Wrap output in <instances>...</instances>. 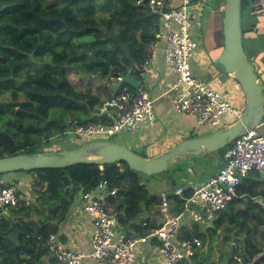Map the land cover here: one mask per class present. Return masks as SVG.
<instances>
[{"label": "trees", "instance_id": "trees-1", "mask_svg": "<svg viewBox=\"0 0 264 264\" xmlns=\"http://www.w3.org/2000/svg\"><path fill=\"white\" fill-rule=\"evenodd\" d=\"M136 1L88 0L87 8L79 9L69 0H0V96L9 95L0 101V158L47 152L44 148L52 139L71 134V126L107 122L97 115L111 97L104 82L116 80L134 64L141 69L145 47L155 37L152 27L156 29L157 17ZM261 1L241 0L242 34L249 14L260 13ZM117 39L134 64L120 60ZM72 70L88 79L82 90L68 77ZM95 79L99 82L93 86ZM229 147L219 155L223 157ZM24 172L35 175L38 204L25 205L17 192L16 206L5 213L0 210V264H43L49 255L47 237L57 233L76 197L101 181L116 190L110 201L116 204L115 217L122 230L140 215L142 204L151 209L160 203L125 162ZM5 186L8 183H0V188ZM175 187L172 181V191ZM189 194L188 189L184 197ZM175 197L179 207L182 200ZM254 197L264 200V176L258 171L242 178L236 198L214 223L227 232L224 242L235 245L230 264H264V206L251 202ZM146 220V228L156 227L151 218ZM132 225L134 235L145 232L142 225ZM211 237L210 229L201 232L198 225L178 236L202 243ZM196 257L181 264H195Z\"/></svg>", "mask_w": 264, "mask_h": 264}, {"label": "built area", "instance_id": "built-area-1", "mask_svg": "<svg viewBox=\"0 0 264 264\" xmlns=\"http://www.w3.org/2000/svg\"><path fill=\"white\" fill-rule=\"evenodd\" d=\"M194 0H137L136 5H145L158 19L157 27H152L154 41L162 42L159 48L164 56L165 68L176 75L172 88L176 94L172 100L173 108L178 113L192 116L199 125L207 124L211 128H221L228 117L238 120L242 113L224 93L210 84L196 79L190 67L198 51V42L192 38L191 9ZM154 41L145 47L143 65L149 64ZM141 78L143 73L141 72ZM120 77L117 78V82ZM130 87V86H129ZM122 84L118 92L103 102L98 109V116L107 122L74 125L70 131L76 137H112L129 133L142 124L152 127L156 124L153 102L142 89L137 91ZM67 133V131H66ZM224 163L217 171L209 173L203 182L194 186H180L174 195L182 202L179 207L171 205L167 196L160 198L158 212L161 224L146 228L141 235H128L116 221L107 207L106 198L115 194L114 188H108L105 181L95 188L80 195L82 211L89 216L92 231L89 237L91 252L89 257L103 264H135L141 247L145 244L157 246L164 264H181L195 255L201 246L197 238L179 239L178 232L183 223L211 225L227 210L231 200L237 196V188L251 171L264 175V112L259 124L236 137L224 153ZM190 194L184 197V192ZM15 185L0 188V210L5 213L15 207L18 201ZM53 264H82L85 254L78 248L65 249L50 234L45 240Z\"/></svg>", "mask_w": 264, "mask_h": 264}, {"label": "crops", "instance_id": "crops-1", "mask_svg": "<svg viewBox=\"0 0 264 264\" xmlns=\"http://www.w3.org/2000/svg\"><path fill=\"white\" fill-rule=\"evenodd\" d=\"M261 2L262 6L260 13L257 15L249 14L247 20L245 21V26L243 29L244 32L242 34V43L244 50H246L245 52H247L246 55L249 57V59H251L252 64L259 75L264 97V0ZM193 3L194 5H199H196L190 10L191 15L193 16L190 33L192 38L198 42V51L194 56V59L190 61L192 74L196 79L210 84V86H212L214 89L224 93V95L229 98L236 107H243L244 103L239 94V90L234 78L224 72V70L218 69V67L215 65V61L219 58L223 49L221 24L223 8L218 4H215V6L212 7L209 0H194ZM207 19L212 21V26L210 25V27H208L203 34L202 25L205 26ZM209 30H212V32L209 33ZM210 39H212V41ZM153 41L154 40H152V42ZM210 44L212 47L211 49H208ZM154 45V49L150 54L149 64L146 67L142 65L138 75H135V72L137 71L134 69V67L127 68V71L131 75L137 77V79L141 82L143 91L152 100H154L153 112L155 115L156 124L152 127L142 124L132 132L120 134L122 137L120 139L121 146H124L128 149L131 148L130 150L146 158L156 156L183 140L202 136L215 130L207 124L199 125L194 117L183 113H178L174 110L172 100L176 92L172 86L175 83L176 75L172 72H169L165 68L164 56L159 49L163 46V43L154 41ZM141 72L143 73L142 78L140 76ZM117 83V79L108 83L104 82V85L107 87L110 95L111 92L109 85H115ZM97 84L98 82H94L93 80V86ZM94 114L92 113L91 117H93ZM230 118L234 119L233 117ZM234 122H236V120L233 121V123ZM226 123L221 128L227 126ZM140 148H142L143 151L147 150L146 156L142 155L143 153L135 151L137 149L139 150ZM51 149L52 148H48V150ZM211 157V154L209 157L201 156L199 158L201 160L199 161L198 166L191 163L190 161L175 163L173 168H176V165L178 164L177 170L174 171L175 173L173 172L155 178L151 182V190H147L148 193L156 195L160 199L162 196H165L164 194L172 192V195L167 197L170 199L171 205H175L176 197L174 196V193L178 187H189L200 184L204 181L209 173L217 171V169L223 165L224 157L220 156V160L213 164ZM261 175L264 176L263 174ZM2 177H4L6 184L8 183V185L13 184L18 186L20 191L25 190L27 187H29V185H33V174L16 172L5 174ZM172 181H175L177 185L174 191H172ZM80 195L76 197L66 220L59 225L58 231L54 235H56L57 241L65 249L75 250L78 248L85 254L82 264H103L93 261L88 256L91 252L89 237L92 231V226L89 216H87L82 211ZM21 199H24V197L22 196ZM105 200L110 212L115 216L117 208L116 204L111 205V197H107ZM244 202H246V200H244ZM251 202L258 204L259 206H264V200L261 197H254L252 198ZM37 204L38 203L35 204V201L32 203L33 206ZM140 208L141 221H133L136 226H140L143 222L147 221L146 219L150 218L154 221L156 227L161 224L158 205L149 209L142 204ZM132 224L130 223L126 227V230H123L128 235H134L135 228ZM193 225H198L201 232H206L207 229H210L213 237L219 236L221 231L220 229L215 228L214 223L209 226L194 223H183L179 229L178 236H183L186 232H189L190 229L192 230ZM213 229L215 230V233L213 232ZM231 238H233V236H231ZM238 239L242 240L243 237H239ZM202 244H204V242ZM224 244L229 245L228 255L230 257L232 248L235 247V245L234 243L228 244L227 242ZM148 245L150 246L148 252L142 249L144 247H141L135 264H164V259L159 255L157 246L153 243ZM200 247H198L195 251V255L197 256L195 259V264H198L197 260H200V255H203L202 251H197L200 249ZM202 250L207 252L205 245L203 246ZM44 259L45 260L43 261V264H53L50 256L45 257ZM229 262L226 261V264H230Z\"/></svg>", "mask_w": 264, "mask_h": 264}, {"label": "water", "instance_id": "water-1", "mask_svg": "<svg viewBox=\"0 0 264 264\" xmlns=\"http://www.w3.org/2000/svg\"><path fill=\"white\" fill-rule=\"evenodd\" d=\"M241 0H224L222 24L223 49L215 65L236 80L245 98V108L241 117L233 124L215 129L202 136L179 142L166 151L153 156L143 157L132 150L105 140H93L76 149L42 153L19 154L0 158V175L43 169H61L80 164L99 166L115 162H125L129 169L147 176H154L172 169L175 163L194 162L201 156L219 152L231 145L233 140L247 130L255 128L264 112L263 88L255 67L248 61L242 44L240 23ZM116 47L121 53L120 60L134 64L127 47L117 39ZM134 69H140L134 64ZM122 84L137 91L141 82L128 71L120 75L117 84L109 85L111 97L116 95ZM171 196L172 192L164 194ZM234 247L227 262L235 258Z\"/></svg>", "mask_w": 264, "mask_h": 264}, {"label": "rangeland", "instance_id": "rangeland-1", "mask_svg": "<svg viewBox=\"0 0 264 264\" xmlns=\"http://www.w3.org/2000/svg\"><path fill=\"white\" fill-rule=\"evenodd\" d=\"M71 2H74L76 3V7L79 8V9H85L87 8V3H88V0H69ZM210 4L212 7L215 6V4H218V5H221L222 8H224V0H209ZM78 3V4H77ZM223 13V12H222ZM102 14H105V13H101ZM207 15V14H206ZM223 15V14H222ZM210 25L212 26V21L210 20H206V24L205 26L202 25V31H203V34H204V31L210 27ZM212 32V30H209V33ZM212 41V39H210ZM210 47V48H209ZM211 44L208 46V49H211ZM246 51V50H245ZM247 53V52H245ZM251 61V59H249ZM252 63V61H251ZM68 77L70 79H73L72 81L75 82V85L78 89H83L84 87V83L86 82V77H83L81 76L79 73H77L75 70H72L70 72H68ZM81 78V81H79V79ZM235 80V79H234ZM94 82H99V81H95ZM236 82V80H235ZM237 84V87H238V90H239V94L243 100V107H238V109L243 112L244 108H245V98H244V95L242 93V90L240 89L238 83L236 82ZM9 99V95L8 94H4L2 96H0V101H5V100H8ZM233 121H235V119H232L230 117L227 118V123L226 125H231L233 124ZM73 129V126H71V130ZM54 138V137H53ZM121 135L117 134V135H114L112 137H100V138H96V137H76L75 135L73 134H70V135H64L63 137H57V138H54L52 139H49V141H51L48 145V147L44 148L45 151L47 152H50V151H60V150H70V149H76L78 147H80L81 145L87 143V142H90V141H93V140H105V141H110L112 143H115V144H119L120 145V139H121ZM133 147V146H132ZM48 148H52L51 150H48ZM54 149V150H53ZM131 149V148H130ZM134 149V148H133ZM147 149V148H146ZM135 151H138L140 153H143L142 155L146 156L147 155V150L146 151H143L142 148H140L139 150H135ZM211 161H212V164L217 162L218 160H220V155L218 153H212L211 154ZM199 160H196L194 162H191L193 164H196L198 166L199 164ZM177 167L176 168H172V169H168L167 171L165 172H162L160 174H156L154 176H147V175H144L142 173H139V172H134V176L136 177V180L138 183H142L146 188V190H151V182L159 177V176H164V175H167L169 173H173L174 171L177 170L178 168V164L176 165ZM175 173V172H174ZM35 177V175H33ZM4 177H0V183H5L6 181H4ZM4 181V182H3ZM32 183H34V181L32 180ZM16 189H17V192H18V195H19V198L21 199V197L23 196L24 199H21L23 200V202L25 203V205L29 204V205H32L33 201H35V204L37 203L36 202V199L38 197V193H39V188H37V186H35L34 184L33 185H29V187H27L25 190H22L20 191V189H18L19 187L16 186ZM33 206V205H32ZM141 221V216L138 215L137 217H135L134 221ZM225 234H227V232H222L220 231L219 233V236H212L210 240H206L204 241V244H202L201 242V247L199 250H197L198 252L202 251V254L203 255H200V260H197V263L198 264H226V261H227V258L229 257V245H226L224 244L225 242H223V237L225 236ZM230 236V235H228ZM206 246L207 248V252L206 251H203L202 248L203 246ZM227 246V247H226ZM144 248H142L143 250H145L146 252L149 251V245L148 244H145L144 246H142ZM197 253V252H196ZM201 254V253H200ZM232 260L229 262L231 263Z\"/></svg>", "mask_w": 264, "mask_h": 264}]
</instances>
